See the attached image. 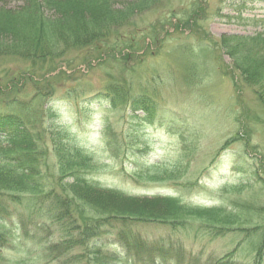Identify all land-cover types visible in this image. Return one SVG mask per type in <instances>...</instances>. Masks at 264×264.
<instances>
[{"label":"rangeland","instance_id":"rangeland-1","mask_svg":"<svg viewBox=\"0 0 264 264\" xmlns=\"http://www.w3.org/2000/svg\"><path fill=\"white\" fill-rule=\"evenodd\" d=\"M119 34L110 42L117 44L115 54H94L85 61V52L71 51L48 75L54 92L47 105L53 111L44 122L68 133L98 165L86 176L137 197L158 194L228 210L236 198L264 205L260 184L237 171L264 161V111L253 88L216 44L224 37L264 35V0H157ZM10 63L3 67L0 62V83L28 67ZM29 70L31 80H19L26 86L23 97L33 96V82L45 75L38 66ZM109 134L134 148L118 160L112 158L106 147ZM158 165L163 168L154 167ZM152 171L165 175L164 180H145ZM68 217L60 224L44 217L41 231L33 226L25 231L16 218L7 221L4 229L11 230V237L1 243L0 264H94L96 244L116 253L119 264H147L134 261L119 243V230L109 223L99 238L54 253L53 245L77 243L83 236L77 213L71 210ZM134 230L152 246L176 244L183 264H196L193 259L208 264L228 253L236 264H254L256 257L246 248V233L194 238L162 226Z\"/></svg>","mask_w":264,"mask_h":264},{"label":"trees","instance_id":"trees-1","mask_svg":"<svg viewBox=\"0 0 264 264\" xmlns=\"http://www.w3.org/2000/svg\"><path fill=\"white\" fill-rule=\"evenodd\" d=\"M156 2L0 0V62L3 67L17 61L28 64L26 70L13 71L7 83H0V229L16 218L25 231L30 226L41 231L46 226L44 217L60 224L69 218L72 210L82 221L83 236L77 243L53 245L54 253L70 252L79 242L99 238L109 223V227L119 230V243L135 256L134 261L147 264H183V259L178 257L174 243L150 245L134 230L141 226H162L173 234L194 238L202 233L214 238L231 232L246 233L249 235L246 248L251 255L256 254L252 261L263 264L264 205L260 202L236 198L228 210L224 205L200 207L172 196L137 197L103 187L86 176L99 168L93 159L72 142L68 133L47 127L44 122L53 111L47 105L54 92L48 75L59 69L66 55L71 51L85 52V61H89L94 54L96 57L114 51L115 54L117 44L110 46L111 40L120 37V30L132 23L133 17L146 12ZM216 44L231 59L232 69L253 88L264 111V35L224 37ZM37 66L39 70L45 69L44 78L33 82V96L23 97L26 86L19 80H31L33 73L29 69ZM107 138L108 152L116 160L134 148L125 145L115 134ZM263 169L264 161L260 160L259 165L239 167L237 171L248 173V180L260 184L264 196ZM164 176L152 171L145 180L157 184ZM10 237L11 230L0 231V249L1 243H8L6 239ZM96 249L94 264H119L116 253L104 251V246L99 244ZM170 254L177 258L176 262H172ZM232 255L228 253L208 264H236L230 258ZM193 262L199 263L198 259Z\"/></svg>","mask_w":264,"mask_h":264}]
</instances>
